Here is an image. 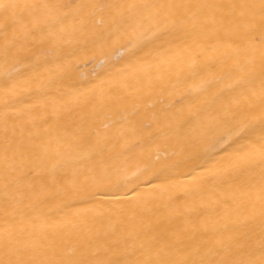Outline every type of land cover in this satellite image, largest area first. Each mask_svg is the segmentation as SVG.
<instances>
[{
  "label": "bare ground",
  "instance_id": "6f19581e",
  "mask_svg": "<svg viewBox=\"0 0 264 264\" xmlns=\"http://www.w3.org/2000/svg\"><path fill=\"white\" fill-rule=\"evenodd\" d=\"M0 3V261L264 262V0Z\"/></svg>",
  "mask_w": 264,
  "mask_h": 264
},
{
  "label": "snow or ice",
  "instance_id": "6c2138e0",
  "mask_svg": "<svg viewBox=\"0 0 264 264\" xmlns=\"http://www.w3.org/2000/svg\"><path fill=\"white\" fill-rule=\"evenodd\" d=\"M16 7L14 4H4L0 3V8H10ZM110 10V12H115L117 14H121V10L124 8L123 4H105L101 6ZM261 14L264 16V4L261 5ZM7 152V149L5 150ZM7 160V157H5ZM262 255H264V242L261 245ZM172 247L169 246L167 250L164 249L157 250L155 256L152 255L151 245L148 246V255L145 256L144 259L138 260L135 264H257L256 261L252 260H237V259H221V260H211L208 259V253H205L199 259H174L172 256ZM0 264H22L21 261H0ZM59 264H120V262L116 261H101V260H89L87 258H81L78 260H69V261H60ZM127 264V262H125ZM264 264V262H261Z\"/></svg>",
  "mask_w": 264,
  "mask_h": 264
}]
</instances>
